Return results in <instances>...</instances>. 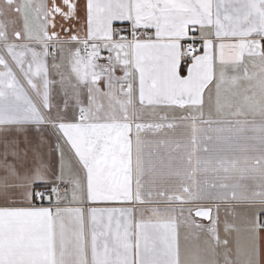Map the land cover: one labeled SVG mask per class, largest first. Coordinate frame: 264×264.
Here are the masks:
<instances>
[{
  "label": "snow or ice",
  "instance_id": "obj_1",
  "mask_svg": "<svg viewBox=\"0 0 264 264\" xmlns=\"http://www.w3.org/2000/svg\"><path fill=\"white\" fill-rule=\"evenodd\" d=\"M0 264H264V0H0Z\"/></svg>",
  "mask_w": 264,
  "mask_h": 264
}]
</instances>
